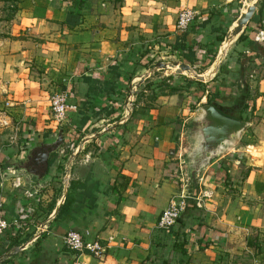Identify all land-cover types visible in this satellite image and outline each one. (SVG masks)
Instances as JSON below:
<instances>
[{
  "label": "crops",
  "instance_id": "crops-1",
  "mask_svg": "<svg viewBox=\"0 0 264 264\" xmlns=\"http://www.w3.org/2000/svg\"><path fill=\"white\" fill-rule=\"evenodd\" d=\"M243 1L0 0V100L8 105L7 125L0 128V164L17 166L0 172V195L4 214L20 215L27 223L19 238L9 230L0 236V264H69L72 254L62 243L69 229L107 245L102 260L81 256L89 264H219L221 250H233L239 242L246 246L252 232L261 235L264 75L256 78L239 53L260 63L259 54L253 55L255 49L264 52V5L223 48L244 13ZM184 8L196 16L184 32V48L174 51L182 62L188 63L184 56L192 49L190 66L216 55L202 74L210 76L206 79L257 94L250 98L253 135L243 134L245 143L226 146L193 176L188 172L186 187L178 181V158L194 146L182 129L194 118L188 97L162 95L158 104L138 107L125 120L120 106L123 91L140 83L153 50L172 49L180 41L175 20ZM247 71L252 85L240 78ZM215 87L224 90L222 84ZM57 91H66L76 105L58 122L49 109V97ZM231 93L233 106L240 94ZM56 125L64 130L63 145L43 177L28 176L11 158L17 142L23 146L20 161L34 139L53 140L42 135ZM71 142L79 145L76 153L64 149ZM69 161L66 187L63 168ZM19 169L26 176H19ZM17 175L20 186L14 185ZM26 190L38 191V201L26 197ZM180 193L191 197L185 210L170 228H157L160 212ZM66 196L69 205L59 213ZM37 225L45 231L32 241Z\"/></svg>",
  "mask_w": 264,
  "mask_h": 264
},
{
  "label": "rangeland",
  "instance_id": "rangeland-1",
  "mask_svg": "<svg viewBox=\"0 0 264 264\" xmlns=\"http://www.w3.org/2000/svg\"><path fill=\"white\" fill-rule=\"evenodd\" d=\"M255 2V0H244L242 3L245 6H250ZM262 3V0H257L256 5L254 6V10L258 7L259 4ZM242 5V4H240ZM243 6H241V9ZM246 9V7H245ZM242 13V12H241ZM240 13V14H241ZM263 36V35H262ZM260 36V37H262ZM241 45V44H239ZM223 48H229L228 46ZM254 50V49H251ZM227 51V50H226ZM241 55V60H243V62H248L249 63V68L247 70H249L251 73L253 71V75L256 76V78H259L261 75H264V67L262 68H258L257 65H261L264 66V52H262L261 50H254V55L259 54L260 63L259 64H254L253 61L250 60L249 58H243L242 57V53H239ZM244 55V54H243ZM261 55V56H260ZM213 56L211 59H206V60H202V58L200 59L201 61V65L200 62H198L197 64L191 65L192 66V70L195 71L197 74H199L200 76H204L205 80H208L206 78L210 77V76H205L202 75L204 74L208 69H206L205 67H207L208 63L209 65H212V63H214V61L216 60V55H211ZM215 56V57H214ZM224 56L223 55L221 57V59L219 60V62L216 64V66L221 65L224 61ZM258 56V55H257ZM183 61V58L181 56L178 55V53L174 52L170 47L169 48H164V49H155L153 50V52L150 55V58L147 60V65H146V71L143 73V75L145 74V77H142L143 75L138 76L141 79H137L138 82H140L138 85H135L134 83L130 86V88H126V90H124V94L126 93V98L124 95H122L123 100H121L122 104L120 105L122 108V113H123V108L126 106L127 104V100L129 97H131L132 101V112L135 111L136 108L138 107H146L149 108V106H154L155 104H158V99L160 96L162 95H171V94H178L181 99L182 97H188V105L190 106V112H192V114L195 112V109L204 104L205 101L207 100L208 95H213L212 93L209 94V92H214L217 93V102L220 103V105L226 106L231 103H233L234 100H236L233 96V94L231 93V91H233L236 94H240V90H237L236 88H229L227 87L226 89V85H224L225 83H220L215 84V79H210L208 81H203V80H199L196 79L192 74H190L188 71L183 70L182 72H178L177 68H171V67H167L164 69H156L153 70V65L155 62L157 61H162V62H170V61ZM211 63V64H210ZM210 67V66H209ZM205 68L206 70H203ZM249 71H247V75L246 77H244V72L242 73V75L240 76L241 79H252L250 78L249 75ZM249 79L247 80V82H249ZM232 83V82H231ZM222 84V86L224 87L223 91H219L218 88L215 87V85H220ZM234 84V83H233ZM249 84H253V82H249ZM183 90V91H182ZM179 91H182V93H180ZM203 94V95H202ZM190 95V96H188ZM253 96H257V94H255L253 91H251L249 93V98H252ZM234 98V99H233ZM3 99L0 100V109L5 107V104L3 103ZM245 106V105H244ZM253 105H251L250 103V99H249V104L247 107H242L240 106L239 108H235L234 110V114L236 116H242L243 118H247L249 121L253 119L254 115H253ZM131 112V113H132ZM194 115V114H193ZM53 120V119H52ZM192 120H190V122H187V124H185V126H183V131L184 132H190V129L192 127ZM58 124V123H57ZM55 125V122H54ZM2 126H0L1 128ZM19 128H20V122H19ZM57 128H59V125H56L54 127V129H49L51 130V132L49 133V136L46 139H53L57 136ZM250 128H252V124L250 125V127L245 130L244 132H242L241 136L243 135V137H248V135H253V132L250 130ZM240 136V138H241ZM3 140V139H2ZM35 143L38 144L39 141L35 140ZM46 141V140H44ZM14 142V141H13ZM17 141L14 142V144ZM42 142V141H41ZM245 143V140H241L239 141V143ZM20 143V142H19ZM18 144L19 150L17 152H15L13 154L12 160L17 161V165H22V163L24 162L25 159H21L20 161H18L19 156H20V151L22 150L21 148L23 147L22 145L20 146V144ZM238 143V144H239ZM1 144V142H0ZM63 144H61L62 146ZM237 145V144H236ZM232 146V145H229ZM234 146V145H233ZM21 149V150H20ZM64 149H68L67 145H64ZM54 159V158H53ZM244 159V158H243ZM186 161V171L189 172V168H188V163H187V157L185 158ZM242 163V162H241ZM241 166V174L240 175H244L245 174V170H246V164L242 163ZM7 168H11V169H17V166L15 165L13 168L9 167L8 164H3L0 165V172H2L3 170L7 169ZM19 176H26L24 171L20 170L17 171ZM17 175V176H18ZM262 193H260V200H262ZM261 235H258V233H250V235L248 236V240H249V244L244 246V243L239 242L236 247H234V249H229V250H224V251H220V253H218V263L219 264H264V231L262 230Z\"/></svg>",
  "mask_w": 264,
  "mask_h": 264
},
{
  "label": "built area",
  "instance_id": "built-area-1",
  "mask_svg": "<svg viewBox=\"0 0 264 264\" xmlns=\"http://www.w3.org/2000/svg\"><path fill=\"white\" fill-rule=\"evenodd\" d=\"M196 12L187 8L180 10L177 14L175 20V30L178 32H186L189 30L190 25L192 24L193 20L195 19ZM132 97V95H131ZM129 97L127 100L126 106L123 108L122 119H126L129 114L132 112V99ZM7 103L5 107L0 109V126L7 125V114L5 108L7 107ZM49 109L52 114V117L55 121H60L62 116L70 110H75L76 105L74 103L69 102L68 93L66 91H57L54 92L49 97ZM69 150L73 153L78 151L79 145L70 143L68 146ZM62 154H65L64 150L60 151ZM71 162L65 165L64 173H63V181L65 186H68L69 182V171H70V164ZM178 165H179V176L181 178L178 181L181 182L182 187H186L189 181L188 172L186 169V161L184 156L180 155L178 158ZM20 177L15 176V183L14 185L20 186ZM37 192H29L28 190L25 191V196L28 198H32L33 200L38 201L37 199ZM191 198L189 194L180 193L172 197L168 203V205L160 212L156 226L159 229H168L173 226L178 218L180 217L181 213L185 210L187 206V199ZM27 223L24 218L20 215L8 218L4 214L3 210V200L0 195V236H2L6 231H10L13 234H16L18 238L22 236L23 232L25 231ZM37 232L34 234L32 241L40 234V232L45 231L44 225H37L36 227ZM20 240V239H19ZM62 243L63 246L72 254V259L69 264H89L87 261H84L81 256L86 254L90 257L102 260L107 253V245L104 244L99 239H92V240H85L81 233L75 229H69L63 234L62 236ZM26 244H19V249H24Z\"/></svg>",
  "mask_w": 264,
  "mask_h": 264
},
{
  "label": "water",
  "instance_id": "water-1",
  "mask_svg": "<svg viewBox=\"0 0 264 264\" xmlns=\"http://www.w3.org/2000/svg\"><path fill=\"white\" fill-rule=\"evenodd\" d=\"M256 2L257 0L252 5L247 6L246 12L239 15L236 26L232 29V35H236L247 23L254 11ZM167 67H178V72L192 70L188 63L175 60L170 62L157 61L153 65V70ZM193 76L196 79L205 80L204 76L197 73H194ZM249 126V121L227 116L221 113L213 104L198 106L195 109L192 127L189 132V136L194 142L192 150L187 154L190 174L193 176L200 168L207 165L213 157L221 154L226 146L238 144L242 132ZM62 143V131L58 129L57 136L53 140L39 142L31 147V152L26 157L27 163L23 164L21 169L28 176L40 179L47 172L48 159L51 153L55 152Z\"/></svg>",
  "mask_w": 264,
  "mask_h": 264
},
{
  "label": "trees",
  "instance_id": "trees-1",
  "mask_svg": "<svg viewBox=\"0 0 264 264\" xmlns=\"http://www.w3.org/2000/svg\"><path fill=\"white\" fill-rule=\"evenodd\" d=\"M116 1H122V0H116ZM262 5H264V0H262V3H261ZM181 34H180V37H181V39H180V41L179 42H175L171 47H172V49H173V51H176L177 49H183L184 48V40H185V33L184 32H180ZM238 39H242V34L241 35H239V37H238ZM222 40V39H221ZM209 53H210V51H209ZM194 56H195V53H194V50L192 49V50H188V55H186V56H184L185 57V59H186V61L188 62V63H194L193 61H194ZM191 59H193V60H191ZM147 63L148 62H146L145 64H144V66L145 65H147ZM209 64V63H208ZM211 64V63H210ZM210 93H212L213 95H208V97H207V100L205 101V103L204 104H213L221 113H223V114H225V115H227V116H230V117H233V118H237V119H242V120H246V121H248V119L247 118H243L242 116H236L234 113V110H235V108H239L240 106H242V107H247L248 106V104H249V93H248V91H247V88H244V89H242V92H241V94H240V98L239 99H237V101H236V104L235 105H233V106H231V107H228V106H222V105H220L219 104V102H217V93H214V92H209V94ZM203 95V94H202ZM245 105V106H244ZM248 129V128H247ZM246 129V130H247ZM63 129H62V133H63ZM51 132V130H47L46 132H44L43 133V135H42V137H43V139L45 138V137H47L48 135H49V133ZM57 154H56V152H52L51 153V155H50V157H49V159H48V165L51 163V161H52V159L56 156ZM1 165V164H0ZM69 202H70V198L68 197V196H66V198H65V200H64V203L63 204H61V206H60V208H59V213H61V212H63V211H65V208L69 205ZM250 242H249V240L247 239V241H246V244L247 245H250L249 244Z\"/></svg>",
  "mask_w": 264,
  "mask_h": 264
},
{
  "label": "bare ground",
  "instance_id": "bare-ground-1",
  "mask_svg": "<svg viewBox=\"0 0 264 264\" xmlns=\"http://www.w3.org/2000/svg\"><path fill=\"white\" fill-rule=\"evenodd\" d=\"M246 10H247V6H246V9H244V12H246ZM232 32V31H231ZM234 38V35H229V37H228V39L224 42V44H225V47H227L229 44H230V42L232 41V39ZM222 55V54H221ZM189 72V71H188ZM190 73V72H189ZM190 74H192V75H194V72L193 73H190Z\"/></svg>",
  "mask_w": 264,
  "mask_h": 264
},
{
  "label": "flooded vegetation",
  "instance_id": "flooded-vegetation-1",
  "mask_svg": "<svg viewBox=\"0 0 264 264\" xmlns=\"http://www.w3.org/2000/svg\"><path fill=\"white\" fill-rule=\"evenodd\" d=\"M25 163H27V160L26 161L24 160V162L22 163V165L25 164Z\"/></svg>",
  "mask_w": 264,
  "mask_h": 264
}]
</instances>
